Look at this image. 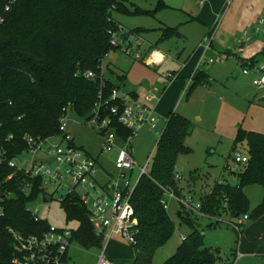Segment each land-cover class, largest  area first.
Segmentation results:
<instances>
[{"label":"trees","instance_id":"trees-1","mask_svg":"<svg viewBox=\"0 0 264 264\" xmlns=\"http://www.w3.org/2000/svg\"><path fill=\"white\" fill-rule=\"evenodd\" d=\"M166 8L169 6L164 0H158L154 12L130 8L127 0H0V187L9 186L15 191V196L5 201V216L0 218V264H12L14 258L9 228L36 235L49 228L47 220L35 222L26 212L27 205L37 200L42 188L36 184L30 197L19 191L24 173L10 168L8 162L28 150L29 138L60 136V119L67 106L87 123L94 117L100 92L103 112L124 105L120 98L110 100L113 90L120 89L123 78L118 77L121 82L110 81L101 68L109 52L117 49L110 45L108 33L117 25L113 14L152 15ZM160 31V41L182 36L178 28ZM144 32L136 29L133 33ZM250 61L251 66L257 63L256 58ZM89 72H93L94 78L86 77ZM207 79L206 72L197 70L186 95H191ZM113 129L121 140L130 135V131L115 122ZM192 129L189 119L177 112L170 113L152 165L132 193L139 222L137 243L131 246L136 254L133 264H153L156 253L174 236L175 222L162 201L168 193L183 195L181 182L176 179L177 161L180 155L192 153L186 145ZM243 142L248 147V161L236 174L238 184L217 181L199 199L202 205L198 213L184 212L180 207L177 213L180 223L191 232L163 264L218 263L219 249L205 246L203 231L196 224L201 219H218L224 214L232 218L248 214L250 219H258L264 215V199L250 211L245 192L250 186L264 189V134L240 130L234 149ZM11 175L13 178L8 181ZM61 207L67 214V223H78L77 229H72L73 243L86 249L102 248L103 239L97 237L87 209L77 199H67Z\"/></svg>","mask_w":264,"mask_h":264},{"label":"rangeland","instance_id":"rangeland-1","mask_svg":"<svg viewBox=\"0 0 264 264\" xmlns=\"http://www.w3.org/2000/svg\"><path fill=\"white\" fill-rule=\"evenodd\" d=\"M164 2L169 8L152 15L114 12L113 19L119 21L131 35L130 42L135 49L138 48L135 39L139 38L141 54H144L151 45L166 55V62L161 67L148 66L143 58H136V51L128 56L117 48L111 50L102 61V73L108 79H116L108 68L122 69L123 72L115 70V73L126 75L129 82L127 87L142 86L145 89L142 97L150 95L145 84L148 80L152 87L160 86V93L165 91L162 99L164 108L161 110L163 118L156 114L159 129L155 132L145 127L133 141L132 154L137 166L133 172L132 183L136 181L140 168L145 166L149 157L151 161L149 166L152 165L163 120L169 118L171 111L177 112L189 119L193 125L192 134L186 139V145L192 149V153L178 157L177 170L182 178L184 194L193 195L199 200L219 180L232 185L238 184V178L231 174L233 171L227 169V163L233 167L235 152L248 154L246 142L238 144L234 149L240 130L264 134V86L261 88L253 86L252 81L257 75L254 71H250L249 75L243 74V69L250 66L247 60L251 58L256 57L257 64L264 65V26L262 32L244 46V51L239 52V40L244 32L253 30L259 18L264 17V0H164ZM157 4L158 0H127L130 8L151 12L155 11ZM167 27L178 28L183 37L160 41L162 36L160 29ZM136 29L145 32L134 39L132 35ZM208 36H211L213 51L209 52L204 60L213 59L215 62L199 66L200 71L209 74L206 85L197 87L189 96L181 94L180 99L176 97L173 101V93L181 92L182 84H188L196 70L198 56L195 52L201 44H206L204 40ZM120 44L124 47L123 42ZM138 54L140 55V52ZM183 66L185 67L182 68ZM181 68L182 75L171 84L167 79L168 73ZM155 103L149 105L153 106ZM100 119L101 122L108 121L109 117L101 114ZM66 124L65 133L74 138V145L97 160L99 166L116 182L119 172L115 162L119 151L115 149L110 153L104 152V140L99 128L93 123H86L75 111H68ZM111 131L116 133L114 129ZM121 144L122 140L118 138L115 145L120 147ZM28 159V155L18 158L17 166L25 167ZM243 168L244 164H240L234 172L240 173ZM129 179L130 172H127L121 185L124 186ZM97 180L105 184L109 176L98 173ZM245 192L252 211L263 201L264 189L261 186H250ZM61 194L54 193L48 204L39 200L33 208H38L40 218L47 220L51 226L77 229V222L67 223V214L58 201ZM179 208L180 205L175 199L169 201L168 212L175 222L176 230L170 242L156 253L153 264H163L173 256L181 243L180 234L188 235L191 232L189 227L180 223L177 215ZM220 219H201L196 222L203 231L205 246L219 249L220 260L217 264L224 258H230L233 247L240 254L237 259L239 264H264V215L258 219H249L241 228V237L229 226L234 218L224 214ZM101 251L99 247L86 249L74 242L69 254L71 258L68 256L66 264H95ZM108 254L118 260L117 264H133L135 260V251L123 242L116 246L111 245Z\"/></svg>","mask_w":264,"mask_h":264},{"label":"built area","instance_id":"built-area-1","mask_svg":"<svg viewBox=\"0 0 264 264\" xmlns=\"http://www.w3.org/2000/svg\"><path fill=\"white\" fill-rule=\"evenodd\" d=\"M263 26L264 17H261L253 30H246L244 32L243 37L239 40V52H243L244 46L251 42L255 35L262 32ZM108 33L111 36L110 45L112 47L119 48L128 56L136 51V58H141L138 54L141 42L139 38L135 39L138 35H132L138 47L135 49V46L130 42V34L126 41L122 39V34L128 33L122 25L117 24ZM204 41L206 44L203 45L204 56L202 60L205 59V54L212 50L211 36L205 38ZM120 42L124 43V47ZM165 60L166 55L157 49L150 50L143 59L145 64L152 67L161 66ZM212 62L213 60L210 59L209 63ZM243 63L245 64V62ZM247 66L249 65L247 64ZM250 71H254L257 74V77L252 81L253 86L256 88L263 87L264 65L255 64L251 66L250 63L248 68L243 69V74L248 75ZM94 76L93 72L86 74V77L90 79L94 78ZM169 78L175 79V76L170 74ZM192 82L193 78L189 80L185 88V93H187ZM118 98L122 100L124 105L121 107L117 105L112 106L109 112H103L104 110H101L102 93L100 92L94 117L89 121V123H93L99 128V132L104 140V152L110 153L115 149L119 151L115 162L116 169L119 172V178L116 182L113 181V177L108 172L99 166L97 160L77 148L74 145L73 139L65 133L67 128V114L70 106L63 109L59 126L60 136L46 139L29 138L27 140L29 148L22 155L29 156L27 165L19 168L16 164L17 159L8 162L10 168L24 173L21 176L22 181L18 188L19 191L30 197L33 194L36 184H39L43 190L37 200L30 202L26 208V212L31 214L35 222H40L43 219L39 216V209L33 208L34 204L39 200H43L44 204H48L49 200L53 199L54 193H62L58 198L60 203H63L67 199H77L87 209L90 222L93 225L97 237L103 239L102 251L98 256L96 264H113L107 258L105 252L106 246L110 241L117 238L128 246H134L137 243L139 222L131 201L132 193L140 177L143 174H147L151 161L149 157L145 166L140 168V173L136 181L132 183L133 172L137 166L132 154V144L143 128L148 127L155 131L158 122L155 108L149 105V103L158 101L160 95L151 93L146 102H138L134 101L129 93H120L119 90H113L110 100L114 101ZM103 113L107 114V116L111 115L115 119L112 120L108 116V121L101 122L100 115ZM114 122L130 131V135L125 140L122 139L120 147L115 145L119 137L111 131ZM61 139L64 143L58 142ZM247 161V155L235 152L232 162L233 167L228 164V170L234 172L237 170V166L245 164ZM127 172H130V179L122 186L121 182L126 178ZM98 173L107 174L109 176L108 182L105 184L100 183L97 180ZM12 178L13 175L8 178V181ZM176 179H181L178 172ZM14 196L15 191L11 187H0V218L5 216V201ZM171 199H175L184 211H189L190 213H198L202 205L201 201L195 199L193 195L185 194L177 197L173 193H168L167 199L162 201L167 211ZM249 219L248 214L241 215L240 217L234 218L229 223V226L241 237V228ZM9 233L14 241V258L12 264H66L68 252L73 243V231L69 227L58 228L49 224V228L39 235L23 234L13 228H9ZM186 237L184 235L181 236V240L185 241ZM239 255V253H235L236 258Z\"/></svg>","mask_w":264,"mask_h":264},{"label":"crops","instance_id":"crops-1","mask_svg":"<svg viewBox=\"0 0 264 264\" xmlns=\"http://www.w3.org/2000/svg\"><path fill=\"white\" fill-rule=\"evenodd\" d=\"M261 18V17H260ZM259 18V19H260ZM115 22L117 23V24H120V25H122L119 21H117L116 19H115ZM123 26V25H122ZM259 35V34H258ZM257 35V36H258ZM183 37V36H182ZM256 37V36H255ZM151 48V49H150ZM203 44H201L200 46H199V49H197V51L195 52L196 54H197V56H198V59H197V64H196V70L193 72V74H192V77L191 78H193V75H194V73L197 71V70H200L199 69V66L201 65V64H203V63H205V64H207V63H209V60L210 59H206V61L205 60H202V58H203V56H204V52H203ZM149 49L150 50H152V49H156V48H153V47H151V45L149 46ZM149 49L148 50H146L145 52H144V54H141V50L139 51L140 52V57H141V59L143 58H145L146 56H147V54H148V52H149ZM213 51V45H212V50L211 51H209V52H212ZM209 52H207L206 54H205V56H206V58H207V55L209 54ZM263 54H264V52H263ZM165 55V54H164ZM263 57H264V55H263ZM254 58H256V57H254ZM252 59V58H251ZM250 59V60H251ZM166 60H167V57H166ZM166 60H165V62H166ZM213 60V59H212ZM250 60H247V61H249V62H251ZM244 61V60H243ZM164 62V63H165ZM215 62V61H214ZM213 62V63H214ZM256 62H258V60L256 59ZM212 64V63H211ZM257 64V63H256ZM147 65V64H146ZM158 67H161V66H158ZM185 66H183L182 68H184ZM102 68V67H101ZM180 69V70H174V71H172V72H169L168 73V75H167V79L168 80H170V82H171V84H173V83H175L178 79H179V77L182 75V70L183 69ZM115 70H120V71H122V69H120V68H115ZM115 70H113V68H111V67H109L108 68V71L112 74V76L115 78L116 77V79H112V78H109V80L110 81H118V82H121V81H119L121 78H123V79H121L122 80V82H121V86H120V89H119V92L120 93H124V92H128L129 94H131V96L133 95V97H132V99L134 100V101H138V102H146V100H147V98H148V96L147 95H145V97H142L143 95H142V93H143V91L145 90V89H143V87L142 86H138V87H127V83H129L128 82V79H127V77H126V75L124 74V73H122V74H120V75H117L116 73H115ZM123 72V71H122ZM170 74H173L174 76H175V79H171V78H169V75ZM209 75V74H208ZM249 75V74H248ZM117 76L118 77H121V78H117ZM257 77V75L254 77V78H256ZM190 78V79H191ZM108 79V78H107ZM189 79V80H190ZM124 80V81H123ZM188 83V82H187ZM145 84H146V87H147V89H149V91H150V93L149 94H151V93H155V94H158V95H160V99L158 100V101H156V103L153 105V107L155 108V112H156V114H158L160 117H162V115H161V110L163 111V108H164V106H163V104H162V99H163V97H164V94H165V91L164 92H162V93H160V86H158V85H156V86H154V87H152V84L150 83V81L148 80V82L147 81H145ZM170 84V85H171ZM186 83H184V84H182V86H181V92H174L173 94H174V96L172 97L173 99V101L174 100H176V97H178V99H180V96H181V94H185L186 95V93H185V88H186V86H187V84L185 85ZM125 87V88H124ZM124 88V89H123ZM141 89H143L142 91H141ZM152 89H153V92H152ZM146 96H147V98H146ZM182 97V96H181ZM177 99V100H178ZM174 108V107H173ZM171 112H173V111H171ZM170 112V113H171ZM170 115V114H169ZM163 118V117H162ZM167 120V119H166ZM165 119L163 120V123H162V126H160L161 128H160V130H162L163 128H164V125H165V121H166ZM159 129V127L157 126V128H156V130H155V132L157 131ZM154 131V130H153ZM71 137V136H70ZM72 138V137H71ZM73 139V141H74V138H72ZM227 165H228V163H227ZM179 173V172H178ZM181 177V176H180ZM182 179V178H181ZM181 179L179 180L180 182H181ZM219 181H223V180H219ZM181 187H183V189H184V186H183V184L181 183ZM182 192H183V190H182ZM209 192V191H208ZM183 195H185L184 194V192L182 193ZM206 194V193H205ZM179 210H180V208L177 210V212H179ZM187 236V234H184V233H182V234H180V238H181V236ZM182 241V240H181ZM119 242H121L120 240H118L117 238L116 239H114V240H112V241H110L108 244H107V246H106V250H105V252H106V254H107V257H108V259L110 260V261H112L113 262V264H117V262H118V260H115L113 257H111L109 254H108V252H109V247L112 245V246H116V245H118L119 244ZM211 248V247H210ZM71 249V248H70ZM70 249H69V252H68V256H69V254H70ZM214 249V248H213ZM237 250H236V248H232L231 249V254H230V258H224L223 260H221L220 261V264H233V263H236V264H239V262H237V259L238 258H236V256H235V252H236ZM70 257V256H69ZM135 257H136V254H135ZM134 257V258H135ZM71 258V257H70ZM97 259H98V257H97ZM71 260V259H70ZM96 262H97V260L95 261V264H96Z\"/></svg>","mask_w":264,"mask_h":264},{"label":"water","instance_id":"water-1","mask_svg":"<svg viewBox=\"0 0 264 264\" xmlns=\"http://www.w3.org/2000/svg\"><path fill=\"white\" fill-rule=\"evenodd\" d=\"M128 37H129V34L128 33L127 34H122V39L124 41H126L128 39ZM231 174H233L234 176H236V173L235 172H231Z\"/></svg>","mask_w":264,"mask_h":264}]
</instances>
